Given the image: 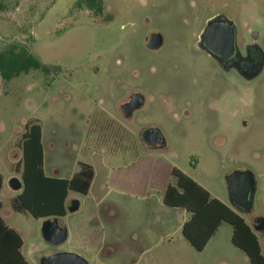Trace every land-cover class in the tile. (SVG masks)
I'll return each mask as SVG.
<instances>
[{"label": "rangeland", "instance_id": "1", "mask_svg": "<svg viewBox=\"0 0 264 264\" xmlns=\"http://www.w3.org/2000/svg\"><path fill=\"white\" fill-rule=\"evenodd\" d=\"M0 51L26 46L44 65L5 82L0 76V174L2 217L24 240L31 264L56 252H74L91 264H248L223 223L202 252L182 235L190 214L163 204V191L144 195L120 184L136 155L155 154L196 180L237 211L250 225L264 220V68L252 80L223 71L199 48L207 23L232 21L239 37L258 34L264 53V0H103L104 12L78 8L79 0H0ZM154 35L162 48L152 50ZM247 36V35H246ZM143 96L146 105L130 120L119 118L123 100ZM123 125L111 126L108 117ZM40 121L49 176L71 177L86 163L94 169L88 195L59 223L68 239L54 246L41 229L46 219L16 213L11 201L21 191L15 165L26 123ZM145 129H158L162 152H148ZM146 153V154H145ZM249 171L256 182L249 212L231 202L228 177ZM22 181V180H21ZM174 182V181H172ZM264 253V235L259 234Z\"/></svg>", "mask_w": 264, "mask_h": 264}, {"label": "trees", "instance_id": "2", "mask_svg": "<svg viewBox=\"0 0 264 264\" xmlns=\"http://www.w3.org/2000/svg\"><path fill=\"white\" fill-rule=\"evenodd\" d=\"M78 8H87L96 16L104 12L103 0H79ZM5 9L0 1V10ZM39 70L46 74L53 68L44 65L30 54L26 46L11 44L0 51V76L9 82L22 74ZM43 129L38 120L26 123L19 148L22 159L15 165L21 174L23 189L11 201L16 213L29 214L35 219L63 218L68 214L71 191L88 195L95 173L91 165L80 163V171L70 179L51 177L45 172ZM174 183L165 190L163 203L169 208L184 209L190 214L184 223L182 235L197 252H202L216 235L223 223L232 227V244L243 251L249 264H264V253L257 235L250 224L233 208L211 193L196 180L177 167L170 171ZM4 178L0 174V194ZM3 202L0 200V264H31L22 253L24 240L2 217Z\"/></svg>", "mask_w": 264, "mask_h": 264}, {"label": "water", "instance_id": "3", "mask_svg": "<svg viewBox=\"0 0 264 264\" xmlns=\"http://www.w3.org/2000/svg\"><path fill=\"white\" fill-rule=\"evenodd\" d=\"M235 24L229 19L213 18L207 23V26L202 33L199 41V46L208 47L212 53L222 55L224 58H230L235 52ZM163 39L156 35L153 37L150 47H162ZM223 47L224 51L216 49ZM264 66L261 67L260 75ZM141 105V96L135 95L131 103L125 107V110H133ZM144 139L151 145L163 143V138L159 136L156 130H148L144 134ZM231 202L233 206L240 212H249L252 200L255 193L256 182L253 174L249 171L235 172L227 179ZM9 186L13 191H21L23 183L18 178H12L9 181ZM81 206L80 201L72 200L69 207V213L79 211ZM61 218H49L43 223L41 232L46 242L51 245L58 246L63 244L68 239V229L64 224H60ZM264 229V225L261 226ZM40 264H91L86 258L74 252H56L48 257H43Z\"/></svg>", "mask_w": 264, "mask_h": 264}, {"label": "flooded vegetation", "instance_id": "4", "mask_svg": "<svg viewBox=\"0 0 264 264\" xmlns=\"http://www.w3.org/2000/svg\"><path fill=\"white\" fill-rule=\"evenodd\" d=\"M221 19H227L226 17L220 16ZM245 36L239 37V34L237 32V29L235 27V52L230 58H224L222 55H217L216 53H212L211 50L208 47H202L199 46L200 50L207 54L208 57H210L221 70L223 71H232L236 75H239L243 80H252L257 78L256 76L260 70L261 67L264 66V53L262 49L260 48L258 44V34L255 33V31H251L250 29L245 30ZM247 35V36H246ZM156 36V35H154ZM153 36V37H154ZM152 50H159L162 47L158 48H152ZM216 49L223 50V47H216ZM137 94H131L130 97L127 100H123V103L120 107V113L119 118L122 120H130L132 116L134 115V112L141 109L146 105L145 99L143 96H141V105L138 108H134L131 111L125 110L123 107L129 105L133 99V97ZM109 124L113 126H118V128L123 127L120 121L115 119L114 117L109 116L108 117ZM152 129H145L140 134V140L143 143V146L148 151H155V152H162L166 149V142L161 134V132L158 129H153L159 132V136L163 138V143L157 144V145H151L149 142H147L144 139V134ZM264 225V220L261 218H258L255 220L253 225H250L253 232L257 235L259 238V234L264 235V229H261V226ZM260 241V239H259ZM261 244V243H260Z\"/></svg>", "mask_w": 264, "mask_h": 264}, {"label": "crops", "instance_id": "5", "mask_svg": "<svg viewBox=\"0 0 264 264\" xmlns=\"http://www.w3.org/2000/svg\"><path fill=\"white\" fill-rule=\"evenodd\" d=\"M42 141H43V138H42ZM44 151H45V146H44ZM148 152H152V151L146 150V153H148ZM172 167H176V166L171 164L168 160H166L162 156H157L155 154H146V155L138 154V155H136V158L134 161L133 170L128 171V173L126 174V177H124V178L121 177L116 182H118L120 184H123V182H127L129 185L133 184V186L135 188L137 187L138 190H140L143 195L146 193L144 191H145V187H147V185L150 189H161L163 191V193H165V190H166L168 184L170 182L174 181V179L170 175V171H171ZM45 172H46V169H45ZM51 177H57V176H51ZM71 177H65V178L70 179ZM60 178H64V177H60ZM174 182H172V183H174ZM163 197H164V194H163ZM177 209H179V208H177ZM248 264H249V260H248Z\"/></svg>", "mask_w": 264, "mask_h": 264}]
</instances>
